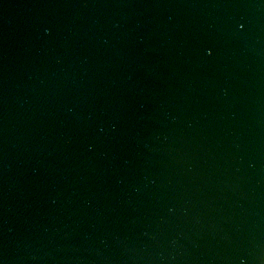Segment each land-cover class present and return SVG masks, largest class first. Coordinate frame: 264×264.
<instances>
[{"label":"water","instance_id":"obj_1","mask_svg":"<svg viewBox=\"0 0 264 264\" xmlns=\"http://www.w3.org/2000/svg\"><path fill=\"white\" fill-rule=\"evenodd\" d=\"M0 264H264V0H0Z\"/></svg>","mask_w":264,"mask_h":264}]
</instances>
